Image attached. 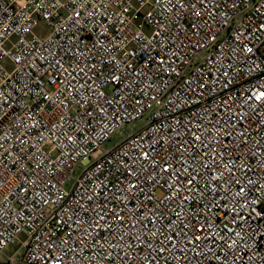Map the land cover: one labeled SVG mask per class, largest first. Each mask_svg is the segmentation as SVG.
<instances>
[{"label": "built area", "instance_id": "obj_1", "mask_svg": "<svg viewBox=\"0 0 264 264\" xmlns=\"http://www.w3.org/2000/svg\"><path fill=\"white\" fill-rule=\"evenodd\" d=\"M0 264H264V0H0Z\"/></svg>", "mask_w": 264, "mask_h": 264}, {"label": "rangeland", "instance_id": "obj_2", "mask_svg": "<svg viewBox=\"0 0 264 264\" xmlns=\"http://www.w3.org/2000/svg\"><path fill=\"white\" fill-rule=\"evenodd\" d=\"M40 29H41V31H43L45 28H44L43 25H41ZM144 124H145V117L139 118L137 120H134V121H131V122H128V123H125L122 127H120L117 130H115L114 133L109 137V139L105 141V143L103 144V148L104 149L113 148L120 141H122L126 137V135L128 133H132V132L138 130ZM81 171H82V167L81 166H77L75 168V171L71 175V179H69V181L67 182V187L69 185H71L73 179L75 177H77L80 174ZM19 239L21 241H23V237H20ZM11 252H12V250H10V253Z\"/></svg>", "mask_w": 264, "mask_h": 264}]
</instances>
